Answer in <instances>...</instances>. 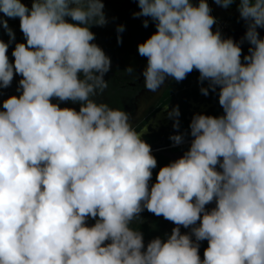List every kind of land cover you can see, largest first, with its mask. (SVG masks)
<instances>
[{
	"label": "clouds",
	"instance_id": "1",
	"mask_svg": "<svg viewBox=\"0 0 264 264\" xmlns=\"http://www.w3.org/2000/svg\"><path fill=\"white\" fill-rule=\"evenodd\" d=\"M135 2L133 16L156 29L137 46L144 88L155 93L195 70L222 114H194L180 131L179 106L167 111L172 146L190 140L152 183L147 126L95 99L111 70L91 31L108 23L103 0H0L9 36L0 39V97L21 77L18 95L0 100V264H264V0H238L239 42L214 30L207 0ZM213 2L229 9L237 0ZM17 18L24 42L8 23ZM145 210L175 225L146 246L130 226Z\"/></svg>",
	"mask_w": 264,
	"mask_h": 264
},
{
	"label": "flooded vegetation",
	"instance_id": "2",
	"mask_svg": "<svg viewBox=\"0 0 264 264\" xmlns=\"http://www.w3.org/2000/svg\"><path fill=\"white\" fill-rule=\"evenodd\" d=\"M103 2L108 23L103 27L93 26L91 31L95 33L96 38L94 43L98 44L104 50L105 54L111 58V70L104 76V79L108 81V88L103 95L95 99H97L98 102H106L111 107L120 108L131 113L130 123H132L137 130L149 125V129L152 133L145 135L143 137L144 139H146L147 136L157 134L161 140H166V136L169 133L172 134L174 130L172 127L173 121L171 120L169 125H162L159 130H154L150 121L155 120L157 113L164 110L166 106H168V110H171L173 106L178 105L181 115L183 114L182 105L177 98L164 104L167 100L168 92L177 82L169 77L166 78L164 84L161 85L157 92L153 93L145 89L144 78L141 73L147 61L146 58L141 57L137 51L138 44L144 42L156 31L155 24L150 20L149 26L145 28L142 23L145 18H135L133 16L134 12L139 11L138 4L135 0H103ZM207 2L212 9L211 14L213 16L214 14L218 15L215 11L219 10L212 7L214 3L213 0H207ZM237 3L238 0L236 4ZM28 7H31V3L28 4ZM227 10L232 11L233 9L230 7ZM0 15H2V13H0ZM232 21L240 23L241 18L238 19L233 16ZM8 23L15 32V42H24L23 34L19 28V19H9ZM119 25H124L125 30L118 34L117 27ZM2 32L3 40L8 42L9 36L3 29ZM118 35L122 38V43L117 42ZM15 42L9 46L8 54L10 55ZM12 59L13 58L10 60ZM129 66H132L135 70L132 76L124 71ZM20 78L21 77L16 76L11 87L3 92L4 99L10 95H18L16 88ZM211 99L212 96H200L199 101L190 100L191 116L193 117L197 111L198 113H203L210 110L214 106V104L210 102ZM53 102L60 103L61 107H74L77 110L79 109V104H74L71 101L58 102L53 100ZM94 222L95 221L92 219L87 221L89 226L94 224Z\"/></svg>",
	"mask_w": 264,
	"mask_h": 264
},
{
	"label": "trees",
	"instance_id": "3",
	"mask_svg": "<svg viewBox=\"0 0 264 264\" xmlns=\"http://www.w3.org/2000/svg\"><path fill=\"white\" fill-rule=\"evenodd\" d=\"M236 4V3H233ZM198 71H193L190 73L185 80L182 82L176 83L174 87L170 89V91L167 94V100L164 102V104H167L169 101L173 100L174 98H177V100L182 105L183 114L181 115L180 122H181V129L180 131H186L188 130V125L192 119L190 108V100L199 101L200 96H204L200 92V84L198 83ZM206 86V85H205ZM7 90L4 89L3 92ZM208 96H212V99L210 102L214 104V106L206 111L203 112L204 114H210V115H220L222 114V109L219 106L218 103V95L215 93H209ZM204 96V97H208ZM4 99V95L0 97V100ZM171 133H169L166 136V142L162 141L160 143H156L158 138H156L158 135L155 134L152 137H148L147 142L151 144L152 150L158 147H170L171 141L169 139V136ZM168 138V139H167ZM190 139V137H188ZM188 145L178 146L172 148L174 152H183L187 150ZM153 155L156 157L158 164L157 168L153 170V176H152V183L155 182L156 174L159 171V168L167 165L169 162L174 161L170 157H168L163 151L162 152H153ZM208 209H211V205L206 206ZM141 218H137L133 223L130 225L133 229L141 231L144 236V242L145 246L147 243L152 240L153 238L160 236L163 237L165 234H170L172 228L175 226L171 222L165 220L163 217H157L154 214L148 212L145 210L143 213H141ZM95 223V222H94ZM181 232L186 233L190 232V229H185L181 227ZM207 247V241L200 242V255L201 258H203V251Z\"/></svg>",
	"mask_w": 264,
	"mask_h": 264
},
{
	"label": "rangeland",
	"instance_id": "4",
	"mask_svg": "<svg viewBox=\"0 0 264 264\" xmlns=\"http://www.w3.org/2000/svg\"><path fill=\"white\" fill-rule=\"evenodd\" d=\"M22 2H24L28 5L31 3V0H24V1L22 0ZM237 4L231 6V8L233 9L232 11H228L227 9L219 7L215 3H213L212 7L214 9L219 10V11H215L216 13H218V15L214 14V17H216V19H217V24L214 25V30H216L218 28L221 31V34L223 37H225V38L232 37L235 41L239 42L246 32V24H245V21L243 19H241V21H240L241 24L235 23L232 21L233 16L237 17L238 19L240 18L239 12L237 11ZM231 31H233V32H231ZM258 31H259L261 37H264V28H259ZM241 47L243 49L244 54H247L249 44L245 41L241 45ZM204 109H206V108H204ZM197 113H198V111L196 112V114ZM175 133H176V130L174 129L172 134H175ZM152 136H154V135H151L150 137H152ZM148 137L149 136H147L146 139H148ZM156 138H158L157 139L158 141L156 143H160L162 141H165V142L167 141V140H161L158 136ZM188 140H190V139L186 138V142L183 145H188ZM183 145H180V146H183ZM164 148H169L163 152L173 160H175V159H177L183 155L181 152H174L172 150V148H174L172 146V144L170 147H164ZM210 205H211V208L215 206L214 203L210 204Z\"/></svg>",
	"mask_w": 264,
	"mask_h": 264
},
{
	"label": "water",
	"instance_id": "5",
	"mask_svg": "<svg viewBox=\"0 0 264 264\" xmlns=\"http://www.w3.org/2000/svg\"><path fill=\"white\" fill-rule=\"evenodd\" d=\"M0 39H3L2 29H0ZM8 55H9V59H11L12 56L10 54H8ZM195 105H197V104H195ZM167 111H170V110H168V108H167V110H162V111L158 112L156 117H155V120L150 121L154 130H159L162 127V125H169L171 123V119H169L167 117ZM146 126H147V130H146L144 136L152 133V131L149 129V125H146ZM167 149H169V148L158 147V148L153 149L152 151L153 152H162V151H165Z\"/></svg>",
	"mask_w": 264,
	"mask_h": 264
}]
</instances>
